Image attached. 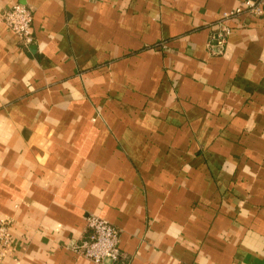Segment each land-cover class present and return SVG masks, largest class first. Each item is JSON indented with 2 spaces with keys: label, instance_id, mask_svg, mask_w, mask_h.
<instances>
[{
  "label": "crops",
  "instance_id": "1",
  "mask_svg": "<svg viewBox=\"0 0 264 264\" xmlns=\"http://www.w3.org/2000/svg\"><path fill=\"white\" fill-rule=\"evenodd\" d=\"M246 0H0L1 264H264V13ZM264 9V7H263ZM222 27H229L220 44Z\"/></svg>",
  "mask_w": 264,
  "mask_h": 264
},
{
  "label": "built area",
  "instance_id": "2",
  "mask_svg": "<svg viewBox=\"0 0 264 264\" xmlns=\"http://www.w3.org/2000/svg\"><path fill=\"white\" fill-rule=\"evenodd\" d=\"M263 7L264 0H246L241 6L225 13L224 18H235L242 12L261 15L264 13ZM0 22L13 31L25 47H29L33 43V13L25 3L17 2L4 9L0 16ZM229 31V27H222L218 40L220 44L225 43L226 35H228ZM86 221L90 234L80 244H77L74 251L96 264H109L117 261L122 255L120 230L96 214H89ZM12 241L13 238L9 233L8 223L1 222L0 264L6 257Z\"/></svg>",
  "mask_w": 264,
  "mask_h": 264
}]
</instances>
